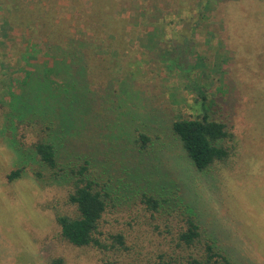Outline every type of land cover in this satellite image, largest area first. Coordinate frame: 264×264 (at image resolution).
<instances>
[{
    "label": "rangeland",
    "instance_id": "obj_1",
    "mask_svg": "<svg viewBox=\"0 0 264 264\" xmlns=\"http://www.w3.org/2000/svg\"><path fill=\"white\" fill-rule=\"evenodd\" d=\"M207 1L214 9L216 0H0V102L30 65L46 61L45 45L55 42L82 49L92 88L129 78L144 113L156 109L168 119L199 112L198 87L208 103L216 94L227 98V81L233 80L238 102L230 159L203 175L189 167L175 142L166 140L165 154L185 180V196L203 226L221 235L220 245L236 246L240 264H264V97L238 77L247 67L235 69L237 54L240 63L250 61L243 54H255L258 33L250 37L245 29L227 38L225 12H210ZM245 1L252 0H234L243 14L255 7ZM18 134L26 144L35 141L30 129ZM12 167V153L0 139V264H50L57 258L64 264H144L162 247L160 238L123 214L106 215L103 231L126 233L127 251L68 244L56 223V215L73 212L64 202L66 190L40 187L29 176L7 182Z\"/></svg>",
    "mask_w": 264,
    "mask_h": 264
},
{
    "label": "trees",
    "instance_id": "obj_2",
    "mask_svg": "<svg viewBox=\"0 0 264 264\" xmlns=\"http://www.w3.org/2000/svg\"><path fill=\"white\" fill-rule=\"evenodd\" d=\"M215 3L214 9L208 1L204 6L210 12L222 7L226 37L245 29L250 37L258 33L255 54H243L251 56L250 63H240L239 54L234 59L235 69L240 64L247 67L238 75L242 83L248 87L252 83L255 96L261 99L264 27L251 25L264 22V4L252 0L247 5L255 7L243 14L234 0ZM238 21L244 27L238 29ZM65 45L46 44V61L33 63L22 79L5 88L6 100L0 102V139L12 153L13 166L7 182L29 176L40 187L65 189L64 202L73 212L56 215V223L62 239L74 247L127 251L126 233L103 231L106 215L123 214L162 240L155 258L144 264H240L237 247L221 246V235L203 226L185 196V180L165 154L169 150L166 140L175 142L189 167L203 175L230 159L238 102L233 80L227 81V98L216 94L208 103L198 87L199 112L168 119L156 115V109L144 113L140 92L129 78L117 84L110 79L105 86L92 88L82 49ZM33 46L37 47V41ZM22 128L32 131L33 143L26 144L19 136ZM50 264L64 263L57 258ZM102 264L122 263L106 260Z\"/></svg>",
    "mask_w": 264,
    "mask_h": 264
}]
</instances>
